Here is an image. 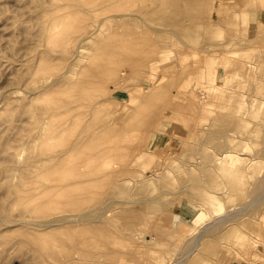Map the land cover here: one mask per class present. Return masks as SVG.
Returning a JSON list of instances; mask_svg holds the SVG:
<instances>
[{
    "label": "rangeland",
    "instance_id": "374dc122",
    "mask_svg": "<svg viewBox=\"0 0 264 264\" xmlns=\"http://www.w3.org/2000/svg\"><path fill=\"white\" fill-rule=\"evenodd\" d=\"M27 1H30V3ZM39 1L40 0L37 2L34 0H0V146L4 144H1V142H6V136V139H8L7 142H11L9 147L8 143L7 147H0V151H2L0 154H4V156L0 155L1 163L20 166V168L16 166V168L14 167L13 169V173L16 175L15 173L19 172L22 166H24V161L26 160L25 157L28 156V152L31 155H36L41 151L42 145L45 143L52 145L53 142L55 144V141L57 140L55 139L54 141V138L51 137L49 121L47 120V117L42 120L45 122L40 125L38 122L34 121L36 120V114H34V116L32 115L35 117V119L31 117L30 114L27 116L28 113L26 114L24 111L25 106H22L28 102L29 98L30 101L31 98L37 99L38 94L39 98L37 100L39 101L34 99V101H37V103L35 102L33 104L34 106L35 104L37 106L39 103H42L43 106L47 103L49 104L50 101L56 98V96L51 95L50 92L54 86L51 87L49 83L47 84L42 79H40V76L36 72L35 73L37 75H35V73L34 75L29 74L31 77L26 75L25 77H28L27 79H23L21 81L20 79L17 80L19 69H22V72L25 66L30 64L34 65L38 60H40L42 62H37V65L39 66L40 63L42 64L44 63L43 61L46 60L42 59L40 55H42V57H46L45 52H49L47 54H51L50 56L53 58L47 55V58H50V63H47L48 59L45 61V63L49 64L53 71L64 73V77H61L60 81L57 83V86H64V83L68 82V86L72 85L74 87V81H78L81 84L84 79H86L88 74L91 75L93 73L92 71L90 73V69L95 71V69L98 68L96 66L97 62L95 64V61L93 62V58H95V60L100 59L101 61L103 58L102 56L106 55L105 52L110 54V52L117 47H115V41L117 39L115 37H117L116 33L119 32L118 29H120L119 34L123 31V36L120 34L119 37L118 34L120 39H117L118 41H116V44L118 45V49H120L122 46L121 52L123 53H125L124 49H127L125 46H128L130 52V50L135 49L137 46V48H139L141 42H143V45L142 48L140 47V49L153 48L146 47V44L149 46L147 39L152 35L151 38H154L150 44L156 48L154 47L155 49H152V52L154 53L149 58L151 59L152 57L163 56L165 59H162V65L159 63L151 68L146 65L133 67L131 64H129V61L125 60L127 62H123L126 57L127 59L129 58L128 55L131 56L132 54L129 53L127 55L128 52L125 53V58L122 57V55L125 56V54H120L122 60H120L121 57L118 59L120 62H122L120 63L116 58L117 63H120H118V66L116 63V69L119 72H117L118 75H115V78L109 77V79H105L104 81L106 82L102 81V83H105L103 85L106 88L110 87L109 84H114L116 81H118V83L115 85L116 87L111 92L110 88L113 87L106 89L108 93L104 92L105 94L100 92L102 96L99 95L98 97L96 94V96L99 98L97 99L96 97L97 100L102 102L104 101V104L101 102L102 104L100 103L101 105L98 106V108L101 109L100 115L103 116L104 114L105 117L107 116V112L109 110L112 112L115 109V113L113 111L110 114L111 116H108L114 119L115 122L113 125H115V123L117 125L115 126V129L112 127L113 130L110 131L111 152L104 153L103 158L106 160L100 162L101 164L96 167V177L93 179L94 182H97L99 181V176L109 173L111 174L106 179V182L103 186H99L95 189L97 196L95 199H100V201H102L105 198L102 207L104 205L107 206L103 207L104 210L102 211L104 212H102V214L98 212L100 214L99 216L103 217V215L109 213L108 216L111 221L107 220L108 218L105 217L97 220H101L102 225L98 224L100 222H97L96 220L95 221L97 222V225L95 221H92L91 224V226L93 225L91 229L96 227L98 230L101 229L103 232H106L103 234L104 236L102 235V239L98 241L99 243L103 241L100 243L101 245L103 243L106 244L102 246L103 250L100 246L101 249L99 254H101V252L103 254L107 250L110 251L111 249V251L116 254L114 256L116 259L114 260L113 257H110V261L109 258L104 259L105 257L101 256L96 264H110V262L111 264H264V0H207L208 2H206V0H188L184 3L182 2L186 0H177L178 3L176 2V4H179L178 6L175 5L176 0H174L172 3L171 0L168 1L169 4L165 2L166 0H151L154 2L156 1L155 5H157V7H154V2L150 4L151 1L149 0L144 1L147 4H145L143 0H115L116 3L113 2L114 0H110L111 3L113 2L112 6L110 2L106 0L110 4H107V6H109L108 8H106L107 2L105 0H95V3L97 2L96 5L101 2L102 5L105 6L106 10H104L106 14H104V10L101 9L104 8V6L98 4L97 7H99V10L101 9V12L99 10L96 11H98L101 15H97L98 12L95 14L90 12L89 14L92 15H89L88 17L87 14L83 12L87 16V19L84 17L82 20L81 15L83 13L81 10L85 11L88 9V7L85 8V5L88 6L92 0L89 2L86 0L88 4L86 3L84 6L82 4L85 3V0H73L78 2L81 7L79 5L77 6L69 4L68 0H60V2H57V0H49L52 4V1L56 2L57 6H59V3H61L59 12L56 10L58 7L56 9L51 8L52 4L48 0L46 2L45 0L43 1L45 3L48 2V4L50 3L49 5H44L42 0L41 2ZM103 1L105 3H103ZM32 2L41 3V5L43 4L45 8L46 6L50 7L51 10L46 8L48 12L56 10L58 14H61L60 23L58 21L60 24L58 25L59 29L58 27H55L56 31L61 35L60 42L54 45L52 42L46 39L45 45L48 41V45L46 46L43 45L44 43L42 42V46L39 45V49L37 50L41 52L42 48H47L44 49L46 50L43 52L44 55L43 53L40 54V52H38L36 54L37 56H32V59L34 58L36 61L29 60L30 58L27 56V50H29V48L27 49V47L29 44L32 46L34 45L32 43L35 41L37 35L36 33H31L37 32L36 27L38 22H40L39 19L41 20L42 17H44V19L47 18V16H44L47 14H45V8H42L40 5L42 8L41 9L39 8L38 4L37 7V5H34ZM92 2L89 4L91 7H89V9H93L94 7L97 9V7L93 5L94 0ZM161 2L165 3L164 6L162 5L163 7L160 8L159 5L161 6ZM126 3L129 4L127 5ZM91 4L93 6H91ZM171 4L172 7L169 6V9L172 12L167 9V5ZM186 4L189 6V8L186 7ZM82 6L84 8H82ZM136 6H139L140 8L144 6V9L147 8L145 9V12L149 10V14L148 12H144L146 15L140 14V12L143 11V8L140 10V8ZM174 6L179 7V11L177 8L174 9ZM77 7L82 8H79L80 13L78 12ZM118 7H121L122 10L121 8L118 9ZM134 7L136 8L134 9ZM36 8L37 10H44H40L42 12L40 13L43 14V16L39 14L41 17H38V15H36V13H39V10L37 11ZM164 8L167 10L164 11ZM184 8L186 9V14ZM89 9L86 11L89 12ZM138 10L139 13H137ZM156 10L158 11L156 12ZM175 10L176 12H174ZM124 11L127 15L123 13ZM173 12L177 14H174ZM114 13L115 15H112ZM129 13L131 15L133 14L134 17L132 16V18H134V20L130 17L131 15H129ZM151 13L152 15H150ZM155 13H158V15ZM122 14H124L123 16L125 19H122ZM77 15L81 17L80 20L82 22L85 20L86 24L84 25L83 23V29L82 27L79 30V27L77 29L75 28L80 23L78 22L79 18H77ZM110 15L112 17L114 16L113 18L115 20L112 19ZM146 16L147 18H145ZM37 17L39 19H37ZM48 18L50 21V15ZM88 18L89 21H87ZM47 19L46 21L44 20L45 22L42 21L41 24H47ZM94 19H96V22H100L101 26H106L104 28H99L97 31L99 34L97 35L94 32L95 30L92 24L93 21H91ZM21 20L23 23L20 26L18 23H21ZM156 20H158L159 24H162V26L159 24L157 25L158 22ZM163 20H166L168 24ZM127 21L128 24H126V26L124 23H127ZM177 21H179V24L174 23ZM180 21L183 23L186 22V25L180 23ZM75 23L78 24L75 25ZM101 23L104 24L102 25ZM24 24L28 25H26L28 30ZM145 24L148 26L149 30ZM180 24H182L184 27L180 26ZM129 25L132 27L130 28ZM164 25L168 26L166 27ZM124 26L130 29H127ZM162 27H164V30H162ZM174 27H176V30ZM22 28L27 30H25L26 32L24 31L25 34H23ZM74 29L79 32H75V35L78 33L80 35L83 34L88 36L84 41L80 42L81 46H79V50L82 53L76 50V46L74 48L72 47L74 43L70 44L67 40ZM18 30L21 31L19 32ZM130 30L136 31L135 35L133 34L134 32L131 34L129 32ZM125 31L128 32L126 33ZM93 32L94 34H92ZM137 32H140L141 36L143 33L147 32H149L148 35L151 34L150 36L144 34L145 41L147 43L144 42V39L142 41L141 38L144 37L138 36ZM106 33L108 34V38L110 40L106 39L107 43H105V45H111L110 47L112 48L106 47V50L110 48V51H105V54H102L99 53L101 50H98V48L102 47L101 49L104 50L105 45L103 46V42H101L100 46L98 41L99 38L103 39L100 41H106ZM128 34L131 36V39L132 36L136 38V40H132L133 43L132 41L127 40L128 38L130 39ZM112 35L114 37H112ZM33 36H35V38ZM109 36L112 37V39ZM136 36H138L140 39H138ZM31 37L34 39V41L32 40L33 42L31 41ZM180 37L182 40H180ZM157 38H159V40ZM121 39L122 41H125L122 43L119 42ZM112 40L114 44L112 42L108 43ZM137 40H141V42H138ZM128 41L131 42V47L132 45L136 47H132L130 49V44ZM136 41L139 45L136 43ZM178 41H180L182 45ZM12 42L15 44H12ZM49 42L51 44H49ZM117 42L120 43V45ZM155 42H157V45ZM25 43L26 45H23ZM124 43H126V45ZM153 43L155 44L153 45ZM175 43L178 44L176 45ZM52 44V48L55 47L56 50L48 47L52 46ZM112 45H114V48ZM144 45L145 48H143ZM96 46H98L97 49H95ZM117 48L116 50L114 49L116 52L113 50L115 55L119 53ZM90 50H98V58L93 56L97 52L95 51L96 53L94 52L95 54L92 55ZM83 52H85V55ZM87 53L89 55L86 56ZM54 55L56 56L54 57ZM90 55L91 57H89ZM36 57H39L40 59ZM89 58L92 59V63L96 67H93L90 64L91 60ZM149 58H146L144 63L147 62L148 64L150 62ZM104 59H102V61ZM211 59L215 60L214 64H212ZM8 60L10 63H7ZM26 60L32 63H29ZM4 61L7 63V66ZM11 61L14 63V65H12L13 69H11ZM25 61L27 62V65L25 64ZM102 61L101 65L105 62L103 61L102 63ZM1 62L3 64H1ZM84 62H86L87 65L89 64V67H92H86L87 65H85L86 63ZM19 63L23 64V67H21V64L19 65ZM122 63L124 64L122 65ZM37 65L31 66V69H35V67L38 68ZM64 65H66L67 68ZM30 66H27L26 69H28ZM80 66H82V69ZM216 67L217 70L213 71L212 68ZM17 68L19 69L17 70ZM87 68L89 71H87ZM78 69V73L80 72V75L82 73V76L87 73V75L84 76V78L82 77L81 80H75V78H81V76L77 77L76 71ZM37 76H39V78ZM12 79H15L16 81L14 82ZM69 81H71L70 83L72 84H69ZM65 87L67 88L66 84L64 86V90ZM160 87L161 90L157 89L159 95H155L156 97L152 96V100H145L146 95L151 93L150 91ZM43 89L46 93L41 91V93L43 92L41 95H44L45 99L43 96H41L43 97L44 101L41 99L42 102H40V90ZM30 94H36V96L33 95L34 97H32L31 95L30 97ZM155 94H157V92ZM141 95L143 97L145 95V97L143 98ZM66 96L67 95L63 97L60 94L58 98H63L64 100L68 98L69 100V97L65 98ZM141 99L145 100L143 105H146V107H143L141 104ZM34 101L32 99L29 106H32V102ZM151 101L153 104L155 102V104L153 105ZM156 102L160 104H157ZM13 104H17V106L15 105L16 110L21 111L22 109V113L24 111V115L20 111L16 112V110L15 112L17 115L14 114V116L16 115L17 117L15 120L16 122H19L21 118H24L22 121H20L22 124L17 122V126H21L19 128H21L22 131L16 126V122L14 120L13 123L17 127V130L14 129L15 126L13 124V129L10 126V130L8 129L9 126L5 125L9 122L7 121L6 123L2 113H5V111L7 113L10 105L13 106ZM27 104L26 107L28 108L26 109H29ZM42 105H38V107L40 108ZM136 105L137 107H135ZM18 106L20 109L17 108ZM34 106L33 108L36 107ZM101 106H103V108H101ZM138 107L141 109L137 110ZM34 110L36 112L37 109ZM135 110L138 114L141 110H143V113L141 112L138 117L136 116L138 114L134 112ZM116 113L118 115H122L118 116ZM130 113H134L133 115H135L134 117L137 119L132 116V119L128 120V116L131 115ZM145 113L146 118L148 117L146 120L152 119V123H149V125L152 124L151 128L149 129V135L147 137H141L140 135L136 136L135 134H139V132L141 135H144V131L150 127L144 123V121H146L144 117ZM5 114L4 116L6 117L7 115ZM115 115L118 116V118L120 117V119L123 115H125L123 116L125 119L120 120ZM115 117L117 118L116 120ZM18 118L20 119L18 120ZM138 118H142L140 121L141 124L136 123L139 122ZM133 119L137 120L135 121L136 124L133 123L134 125L132 124L134 121ZM123 120H125L126 123ZM122 121L124 123H122ZM127 121L132 122L131 124H127ZM171 123H174V126ZM132 125L134 127H132ZM144 125L146 127H144ZM135 126L140 127L139 131H137L138 133H135L136 129H138V127L136 128ZM142 128L144 129L141 130ZM18 130L21 131V134ZM116 130L118 131L116 132ZM114 131L115 133H113ZM2 134L5 138L2 136ZM10 136L11 138L9 140ZM2 137L4 139H2ZM29 137H31L33 140ZM58 140H60L59 143H61V139ZM23 145L27 147H24ZM56 145L57 146H54L57 148H62L64 146L63 143H61L62 146L59 145L60 147H58V142ZM7 148L12 150L9 151V149L6 152H3ZM27 148L31 150L29 151ZM13 150L16 151L15 153H19L21 150L20 153H22L14 154L12 153ZM32 151H34V153H31ZM138 152H142V155L136 158L135 156ZM11 154H13L12 159H14V162L10 157L8 158V156H11ZM16 156H19L20 161L16 160ZM108 156H110V158H106ZM10 161L12 163H10ZM20 172L19 175L21 174ZM17 176L18 173L14 178H12V180L17 178ZM2 181L3 180L0 172V224L1 226L4 224L5 227H8V225L4 223L6 213H4L1 208L2 200L5 197V190L1 185ZM102 194L105 195V197L102 196ZM123 204L128 206L129 210ZM111 205H113V207L108 209ZM114 205L118 207L119 210H116ZM119 205L121 208L125 207V210L121 211V213L120 210L123 208L120 209ZM190 206L198 207L202 212L206 213L202 222H200V220L197 222L193 221L195 213L198 210H195V213L192 216H190L188 212H185ZM126 209L128 210L129 215L127 214ZM8 211V216L18 217L22 213V207H17L16 204H13ZM132 211L136 214H132ZM35 213L36 212L34 211L33 213L29 214L34 216ZM116 214L121 216L123 220H121L120 217L118 220V216ZM113 215H116L117 217H114ZM133 215L135 216L132 217ZM136 215L138 218H136ZM35 216H41L42 220L45 219V216L38 212ZM112 218L114 219V223L116 222V219L118 220V223H120V220L121 222L124 221V223L118 225L116 222L117 224H114ZM90 223L91 222L88 224ZM14 225L15 224L12 226ZM78 225L79 224L74 227V232H76V228L78 233L81 232V229L83 231V227L86 224H81L83 227L80 225V227H77ZM114 225H118L119 227L120 225L123 226L121 227V230H124V235L119 233L122 232L121 230L116 231V227ZM126 225L128 226V231H131L129 230V227L132 230L134 229L132 233L133 235L134 232L142 230L143 232H141V236L138 237V239H135V236L133 237L131 232H127L125 229H123L126 228ZM12 226H10V228H12V233H9V235H6V231H9L10 228H7L6 231H4L6 228H3L4 230L1 228L0 230V233L1 231L5 232V235L2 232L1 235L3 236L0 237V240L4 236H6L5 238L8 236V238H11V240L8 238L7 239L12 242H7L8 240H4L5 238H3V240L7 243H1L0 241V264H49L47 261L51 262V264H58L60 262L57 261H60V259L61 264H65L66 262L69 264L71 259H67L71 258L70 256H72L70 255V252H72L73 247V250L77 249H75L76 243H74V246V244H72L73 242H66L69 244L71 243V245L68 244V247L70 248L71 246L72 248L71 250L68 249V253L70 255L69 257L68 253L67 255L65 253L63 256L62 252L58 251L55 257L53 254H48L49 257L45 255L49 258V260L44 256L36 261L34 259L35 256H32L35 255L33 254L35 249L34 247H31L33 242L36 244L35 235L33 234L36 232V230L34 229L35 232H28L29 229L32 230L35 227L29 224H24L21 226L25 227L18 228L14 226L17 228V230H14ZM72 226L74 225L72 224ZM112 226L115 227L114 230H112ZM85 228L86 227H84V229ZM107 228L109 230L111 228L110 233ZM20 229H27V231H23L32 234H22L23 231L21 232ZM117 229L120 228L117 227ZM14 231L15 233H13ZM112 231L122 235L123 238ZM18 232H21L20 235ZM127 233L131 234L132 240L129 239L130 235ZM108 234H112V236ZM13 235L16 236V238ZM106 235L108 237V241L105 239L107 238ZM26 236L27 238H25ZM29 236L30 240L32 238V243H27L28 241L31 242L28 239ZM109 236H111V238ZM17 237L20 240L17 239ZM114 237L115 239L119 238L120 243L118 240H114ZM33 238L35 240H33ZM109 238L111 239V242H109ZM121 238L122 240H120ZM123 239L125 240L123 241ZM18 240L19 243H16ZM20 242L24 245L20 244ZM114 242V246L110 245ZM121 242L124 243L122 244ZM39 244L37 243V245ZM108 245L110 247H108ZM65 246L66 244H64L62 247L64 248ZM105 246L110 249L106 250ZM66 247L64 248L65 250ZM61 248L58 246L59 250H61ZM64 249L61 251H65ZM116 250L117 253L115 252ZM117 254L120 255V257ZM57 255L60 256L59 260L56 259L58 258ZM65 256L66 260L64 258ZM103 256L105 255L103 254ZM111 256H113V253ZM53 257L57 261L53 259ZM79 257L81 258L79 255L75 258L72 257L71 261L74 262H70V264L76 263L77 261L75 260H80L79 263H81L85 260L90 261V259L92 260L93 258H82L83 260L81 261ZM40 259L44 260L41 261ZM93 259L94 260H92L93 262L91 261V264H94V262L97 261L95 258ZM31 260L33 262L35 261L36 263H33ZM85 262L81 264H86ZM79 263L77 262L76 264ZM87 264L90 263L87 262Z\"/></svg>",
    "mask_w": 264,
    "mask_h": 264
},
{
    "label": "bare ground",
    "instance_id": "6f19581e",
    "mask_svg": "<svg viewBox=\"0 0 264 264\" xmlns=\"http://www.w3.org/2000/svg\"><path fill=\"white\" fill-rule=\"evenodd\" d=\"M35 2H37L38 0H34ZM47 0H45V2H46ZM49 1V0H48ZM54 1H56V0H54ZM54 1H52L53 2V4H52V7L51 8H57L56 10H58V12H59V10H60V7H61V3H59V6H57V3L56 2H54ZM82 1V0H81ZM84 1V0H83ZM90 0H87V2H89ZM93 1V0H92ZM91 1V2H92ZM101 1V0H100ZM100 1H98V2H100ZM106 1V0H105ZM109 2H110V0H108ZM113 1V0H112ZM119 1V0H118ZM124 1V0H123ZM127 1V0H126ZM133 1V0H132ZM145 0H143V2H144ZM149 1H151V0H149ZM157 1V0H156ZM155 1V2H156ZM159 1V0H158ZM162 1H165V0H162ZM168 1H170V0H166L165 2L167 3V4H169V2ZM180 1H182V0H180ZM188 0H186V1H183L182 3H184V2H187ZM214 1V0H213ZM212 1V2H213ZM28 3H30V1H27ZM39 2H41V0L39 1ZM43 0H42V3H44V5L46 4V5H49L48 4V2L47 3H45ZM57 2H60V0L58 1L57 0ZM68 2H69V4H71V5H79V3L78 2H75V1H73V0H68ZM86 2V0H85V3L84 4H82L83 6L87 3ZM90 2V3H91ZM107 2V1H106ZM109 2H107L106 3V6H107V4L108 5H110L111 4V6L113 5V2L114 3H116L115 2V0L111 3L110 2V4H109ZM152 2H154V1H151L150 2V4L152 3ZM155 2L153 3L154 5H155ZM164 2V3H165ZM172 2H174V0H171V3ZM176 2L178 3V1L176 0L175 1V5L176 6H178L179 4H176ZM192 2V1H191ZM190 2V3H191ZM204 2V1H203ZM206 2H208L207 0H206ZM34 5L36 4H38L39 5V8H41L40 7V5H41V3H34V2H32ZM89 3V4H90ZM93 3V2H92ZM97 3V2H96ZM96 3H95V0H94V6H98V4L100 5H102V3L100 2V3H98L97 5H96ZM103 3H105L104 1H103ZM125 3V2H124ZM133 3V2H132ZM135 3V2H134ZM142 3V2H141ZM145 3V2H144ZM162 4H161V6L159 5V7L161 8V7H163L164 6V3L163 2H161ZM32 4V5H33ZM88 4V3H87ZM88 4V6L87 5H85V8L86 7H88V9H89V7H90V5ZM119 4V3H118ZM127 4V3H126ZM129 4V3H128ZM127 4V5H128ZM139 4H140V2H139ZM145 4H147V3H145ZM149 4V5H150ZM174 4V3H173ZM38 5H37V7H38ZM56 5V6H55ZM63 5V4H62ZM92 4H91V6H93ZM117 5V4H116ZM133 5V4H132ZM134 5H136V4H134ZM163 5V6H162ZM187 5V4H186ZM42 6V8H45L44 6H43V4L41 5ZM54 6V7H53ZM80 6V5H79ZM82 6V8H84ZM102 6H104V5H102ZM131 6V5H130ZM129 6V7H130ZM145 6V5H144ZM144 6H142L141 8L139 7V6H136V7H139L140 8V10L143 8V11H141L140 12V14H145V13H147L149 10H147V12H145V9H147V8H145L144 9ZM166 6V5H165ZM168 7H167V9L168 10H170L169 8L170 7H172V4L171 5H167ZM170 6V7H169ZM176 6H174L175 8L174 9H176L177 8V10H178V8L179 7H176ZM185 6V5H184ZM200 6H202V5H200ZM204 6H205V3H204ZM81 7V6H80ZM79 7V8H80ZM109 6H107L106 8H108ZM122 7V6H121ZM120 7V8H121ZM126 7V6H125ZM136 7H134V9L136 8ZM146 7V6H145ZM153 7V6H152ZM154 7H157V5H155ZM182 7V6H181ZM186 7H188L189 8V6L187 5ZM41 8V9H42ZM46 8L48 9V10H51V8L50 7H47L46 6ZM44 9L46 12H45V14H47V15H44L45 17L47 16V18L49 17V15H50V21H49V18L47 19V18H45L44 19V17H42V19L40 20L38 17H41V16H39V14L40 15H42L43 16V14H41L42 12L41 11H44V10H41V9H38L37 10V8H36V10L39 12V13H36V15H38V17H37V19H39V21L40 22H38V24L40 25H38L37 24V27H36V31L37 32H33V33H31V34H34V33H36V39H35V41H34V39H33V37L35 38V36H33V37H31L32 39H31V41L33 42L32 44H34L33 46L31 45V44H27L28 45V47H27V49L29 48V50H27L28 51V53H27V56L30 58L29 60L30 61H32V60H34V61H36L34 58L32 59V56H34V55H36L38 52H40V51H38L37 49H39V45H41L42 44V42L44 43L43 45H45V40L47 39V40H49L50 42H52L54 45L56 44V43H59L60 42V38H61V35L56 31V28L55 27H58V25H60L59 23H60V18H61V14L59 13H57V11L55 10V11H51V12H48L47 11V9ZM78 8V7H77ZM79 8L77 9L78 10V12L80 11L79 10ZM82 8H80V9H82ZM91 8V7H90ZM100 8H101V6H100ZM115 8V7H114ZM117 8V7H116ZM119 7H118V9H120ZM124 8V7H123ZM138 8V9H139ZM206 8V7H205ZM88 9H86L87 11H88ZM102 10H104L105 9V6H104V8H101ZM100 9V10H101ZM127 9H128V7H127ZM130 9H132V8H130ZM133 9V10H134ZM150 9V8H149ZM165 9V8H164ZM163 9V10H164ZM167 9H165L164 11H166ZM173 9V10H174ZM185 9V8H184ZM41 10V11H40ZM52 10H54V9H52ZM83 11V10H81L82 11V13L84 12L85 14H87V16L89 17V15L91 16L92 14H95L96 12H98V11H96V10H99V7H97V9L94 7L93 9H89L90 11L89 12H87V11ZM99 10V11H100ZM106 10V9H105ZM105 10H104V14H106L105 13ZM109 10V9H108ZM107 10V11H108ZM113 10V9H112ZM111 10V11H112ZM116 10V9H115ZM121 10H122V8H121ZM120 10V11H121ZM137 10V9H136ZM153 10V9H152ZM151 10V11H152ZM158 10H160V9H158ZM158 10H156V12L158 11ZM181 10V9H180ZM129 11V10H128ZM161 11H162V9H161ZM171 11V10H170ZM179 11V10H178ZM187 11H189V10H187ZM41 12V13H40ZM48 12V13H47ZM75 12H76V9H75ZM92 13V14H89V13ZM101 12V11H100ZM103 12V11H102ZM113 12V11H112ZM131 12H132V10H131ZM135 12V11H134ZM145 12V13H144ZM160 12V11H159ZM168 12V11H167ZM172 12V11H171ZM174 12H176V10L174 11ZM173 12V13H174ZM200 12V11H199ZM80 13V12H79ZM79 13H78V15H79ZM82 14L81 16H82V18L80 17V16H78L77 15V18H79V20H78V22H80V23H82V24H80L79 23V25L78 26H76L75 28L77 29L78 27V30L82 27V29H83V26L86 24L85 23V20H83V22L81 21L82 19H84V17H85V19H87L86 17V15L85 14ZM120 13V12H119ZM123 13H125V11L123 12ZM137 13H139V10H138V12ZM154 13V12H153ZM172 13V14H173ZM181 13V12H180ZM49 14V15H48ZM98 14H100L99 12L97 13V15ZM117 14V13H116ZM139 14V15H140ZM148 14H149V12H148ZM156 14V13H155ZM160 14H161V12H160ZM174 14H177V13H174ZM185 14H186V9H185ZM190 14V13H189ZM36 15H35V17H36ZM101 15V14H100ZM112 15H115V13L114 14H112ZM124 14H122V19H125L124 18V16H123ZM125 15H127L126 13H125ZM129 15H131L130 13H129ZM146 15V14H145ZM150 15H152V13L150 14ZM154 15V14H153ZM156 15H158V13L156 14ZM165 15H166V13H165ZM182 15V14H181ZM107 16V15H106ZM111 16V15H110ZM110 16H108V17H110ZM132 16H133V14L130 16L131 18H132ZM183 16V15H182ZM181 16V17H182ZM185 16V15H184ZM34 17V18H35ZM93 17H95V16H93ZM104 17H105V15H104ZM112 17V16H111ZM114 17V16H113ZM112 17V19H114ZM119 17V16H118ZM126 17H129V16H126ZM134 17V16H133ZM142 17V16H141ZM150 17V16H149ZM148 17V18H149ZM154 17V16H153ZM152 17V18H153ZM158 17V16H157ZM159 17H161V16H159ZM169 17V16H168ZM172 17V16H171ZM180 17V16H179ZM80 18H81V20H80ZM92 18V17H91ZM115 18H117V17H115ZM145 18H147V16L145 17ZM156 18V17H155ZM154 18V19H155ZM170 18V17H169ZM178 18V17H177ZM184 18V17H183ZM186 18V17H185ZM36 19V20H37ZM46 19H47V24H45L44 22L46 21ZM102 19V18H101ZM133 20H134V18H132ZM159 19V18H158ZM162 19V18H161ZM165 19V18H164ZM167 19V18H166ZM180 19V18H179ZM178 19V20H179ZM188 19V18H187ZM45 20V21H44ZM76 20V21H77ZM110 20H111V18H110ZM115 20V19H114ZM149 20H152V19H149ZM22 21V20H21ZM20 21V22H21ZM33 21V20H32ZM42 21H44L43 23L44 24H41L42 23ZM58 21H59V23H58ZM87 21H89V18H88V20ZM91 21H93L92 22V24H93V26H94V32H95V34L97 35V34H99L97 31H98V29L99 28H101V27H106V26H101L100 25V22H96V19H94V20H91ZM113 21V20H112ZM111 21V22H112ZM123 21V20H122ZM125 21V20H124ZM152 21H155V20H152ZM157 22H158V20H156ZM163 21H165L166 23H167V21L166 20H163ZM169 21V20H168ZM182 21V20H181ZM180 21V23H183V22H181ZM184 21V20H183ZM186 21V20H185ZM25 22V21H24ZM36 22V21H35ZM49 22V23H48ZM114 22V21H113ZM131 22V21H130ZM151 22V21H150ZM23 23V21L21 22V23H18V24H20V26H21V24ZM33 23V22H32ZM37 23V22H36ZM83 23H84V25H83ZM174 23H178L179 24V21H177V22H174ZM186 22H184L183 24H185ZM28 24V23H27ZM26 24V25H27ZM78 23H75V25H77ZM102 24V23H101ZM104 24V23H103ZM102 24V25H103ZM115 24V23H114ZM126 24H128V21H127V23H124V25H126ZM134 24V23H133ZM154 24V23H153ZM159 24V22L157 23V25ZM168 24V23H167ZM15 25H16V23H15ZM14 25V26H15ZM25 24H24V26L26 27V29L28 30V28H27V26L29 25H27L26 26ZM35 25V24H34ZM119 25V24H118ZM117 25V26H118ZM146 25V24H145ZM151 25V24H150ZM159 25H161L162 26V24H159ZM186 25V24H185ZM187 25H188V23H187ZM23 26V27H24ZM38 26H39V28H38ZM112 26H116V25H112ZM120 26V25H119ZM127 26V25H126ZM147 26V25H146ZM160 26V27H161ZM164 26H166V25H164ZM168 26V25H167ZM166 26V27H167ZM172 26H173V24H172ZM174 26H175V24H174ZM180 26H183L182 24H180ZM179 26V27H180ZM24 27V28H25ZM125 27V26H124ZM129 27L131 28L132 26H130L129 25ZM158 27V26H157ZM184 27V26H183ZM185 27H187V26H185ZM17 28V27H16ZM18 28H19V26H18ZM21 28V27H20ZM24 28H22L23 30V34H25V32L27 31L26 29H24ZM32 28V27H31ZM102 28V29H103ZM125 28H127V27H125ZM130 28H127V29H130ZM145 28V27H144ZM163 29L162 30H164V27H162ZM170 28V27H169ZM172 28V27H171ZM175 28V30H176V27H174ZM38 29V30H37ZM55 29V30H54ZM58 29H59V27H58ZM76 29H74V31L70 34V36L68 37V42L70 43V44H73V48L76 46V50L77 51H80L79 49V46H81V44H80V42H82V41H84L85 39H86V37H88V36H86V35H80V34H78L79 32L76 30ZM147 29H148V26H147ZM179 29V28H178ZM26 30V31H25ZM32 30V29H31ZM30 30V31H31ZM35 30V29H34ZM114 30H115V28H114ZM133 30V29H132ZM132 30H130L129 32L132 34L133 32V34L135 35V32L136 31H132ZM149 30V29H148ZM173 30V29H172ZM19 32L21 31V30H18ZM25 31V32H24ZM117 31V30H116ZM115 31V32H116ZM118 31L120 32V29H118ZM132 31V32H131ZM145 31H147V30H145ZM75 32H78L76 35H75ZM94 32L92 33V34H94ZM119 32L118 33H116L117 34V37H115V38H117L118 40L120 39L119 37H120V34H121V36H123L122 34H123V31L119 34ZM126 32V31H125ZM128 32V31H127ZM126 32V33H127ZM151 32V31H150ZM176 32V31H175ZM129 33V34H130ZM148 33L149 32H147V33H143V37L144 38H141L142 39V41H143V39H144V42L145 43H149V46H148V44H146V47H155V46H151L152 44H150V42L153 40V38L154 37H152L151 38V36L150 35H148ZM152 33V32H151ZM220 33V32H219ZM15 34V33H14ZM27 34H29V33H27ZM30 34V35H31ZM108 34H109V32H108ZM108 34L106 33L105 34V36H107V38H105V36H104V38H105V40L106 39H109L108 38ZM118 34H119V37H118ZM128 34V35H129ZM137 34H138V36H140V37H142L141 36V33L140 32H137ZM136 34V35H137ZM144 34L145 35H148V36H150L149 38H150V41H149V38L147 39L148 41L146 42L145 41V36H144ZM174 34V33H173ZM21 35V34H20ZM80 35V36H79ZM110 35V34H109ZM114 35V34H113ZM112 35V37H114ZM175 35V34H174ZM179 35V34H178ZM125 36L127 37V35L125 34ZM130 36V35H129ZM138 36H136L137 38H138ZM26 37V36H25ZM110 37V36H109ZM112 37H110L111 39H112ZM157 37V36H156ZM177 37V36H176ZM182 37V36H181ZM180 37V38H181ZM27 38V37H26ZM122 38H124V37H122ZM134 37L132 36V39H131V36H130V39L128 38L127 40H129V41H132V40H136V38H134ZM102 38H99V41H98V43H99V45L101 44V42H103L102 43V45L104 46L105 45V43H107V40L106 41H100ZM116 39V41H118ZM138 39H140V38H138ZM158 40H159V38H157ZM77 40V41H76ZM103 40V39H102ZM110 40V39H109ZM113 40H115V39H113ZM113 40L112 41H110V42H108V43H113ZM124 40V39H123ZM177 40V39H176ZM180 40H182V38L180 39ZM30 41V40H29ZM116 41H115V47L117 46L118 47V45L116 44ZM125 41V40H124ZM124 41H122V39H121V41H119V42H124ZM128 41V42H129ZM138 42H141V40H137ZM136 41V43L138 44V42ZM25 42H27V41H25ZM49 42V44H51ZM75 42H76V44H75ZM127 42V41H126ZM174 42H175V39H174ZM179 43H181L180 41H178ZM183 42V41H182ZM14 42H12V44H13ZM35 43H36V45H35ZM118 43V42H117ZM131 42H129V44H130ZM132 43H133V41H132ZM143 42H141L140 43V47L142 48V44ZM156 43V45H157V42H155ZM155 43H153V45L155 44ZM15 44V43H14ZM53 44H52V46H48L49 48H51V49H55V47L54 48H52L53 47ZM114 44V43H113ZM119 45H120V43H118ZM125 45H126V43H124ZM124 44H123V46H124ZM176 45L178 44V43H175ZM23 45H26V43L25 44H23ZM31 45V46H30ZM46 45H48V41H47V43H46ZM45 45V46H46ZM98 45V44H97ZM98 45V46H99ZM108 45H110V44H108ZM134 45H135V41H134ZM139 45V44H138ZM180 45V44H179ZM181 45H182V43H181ZM30 46V47H29ZM42 46V45H41ZM98 46H96V48L95 49H97V47ZM101 46V45H100ZM111 46V45H110ZM110 46H107V44L104 46V50L103 49H101L102 47H99L98 48V50H101L100 52L98 51V50H94V51H91L90 50V52H92V55L93 54H95L97 51L99 52V53H104L105 51H110V48H112V47H110ZM113 46V48H114V45H112ZM14 47V46H13ZM22 47V46H21ZM20 47V48H21ZM106 47H110V48H108V50H106L107 48ZM116 47V48H117ZM127 47V49H128V46H125V48ZM132 47H136V46H133L132 45ZM131 47V44L129 45V48L131 49L132 48ZM138 47V46H137ZM135 48V49H132V50H130V52H129V49H128V51H127V49H124L125 51V53H127V55L129 54V53H131L130 55L131 56H129L128 55V59H127V57H126V54L125 53H123V52H121V48H122V46H121V48L120 49H118L117 48V50H119V53H117V55H115V50H116V48H114L113 50L115 51H111L110 52V54H107V52H105L106 53V55H104V56H102L103 58L102 59H104L103 61H105L104 63H103V61H102V59H101V61H102V65H101V61H100V59L98 60V59H96L95 60V58H93L94 60H93V62L96 64V62H97V67L98 68H96L95 69V71L94 70H91L90 69V73H91V71L94 73H92L91 75H87V73H85V75L84 76H86V79H84V81L80 84L78 81V83L76 82V81H74L73 82V80H72V82L74 83V87L72 86H68L67 84H68V82H66V83H64V86H65V84H66V86H67V88L65 87V90H64V86H60V87H58L57 86V83H58V81H60V79H61V77H64V73L62 72H56V71H53L52 70V68L49 66V64H46L45 63V61L48 59L47 58V55H49V57H51L50 55L51 54H47V53H49V52H45L46 50H44V49H46V48H42V50H44V51H42L41 50V52H40V54H42L43 52H45L46 53V57L45 56H43V57H45V58H43L42 57V55H40L41 56V58L42 59H46L45 61H43L44 63H40V65L38 66L37 65V62L38 61H40V60H38L37 62H36V64H34V65H31V66H38V68H36L35 67V69H31V66L30 65H27V62H29L28 60H26L25 62V64L27 65V66H30L28 69H26L27 68V66H25V70L23 69V71L21 72V70L19 69V68H17V70L19 69V73H18V75H17V80H19L20 79V81L21 80H23V79H27L25 76L26 75H34V73L36 72V73H38V75L40 76V79H42L44 82H46L47 84L49 83V85L52 87V86H54L53 87V89L50 91L51 92V95H54V96H56V98H54L52 101H50V103L48 104H46V105H42V103H39V104H37V106H36V104H35V106L33 105L35 102L37 103V101H39V100H37L39 97V94H38V96H37V99L36 98H31V101H32V99H33V101H34V99H36L37 101H34V102H32V106L30 105L29 106V104H31L30 102V98L28 99V104H27V106H29V109H26V108H28V107H26V104L25 105H22V106H25V109H24V111L26 112V114H27V116L30 114V116L31 117H33L34 116V114H36L35 115V117H36V120H34L35 119V117H33L32 119L34 120V121H36V122H38L40 125L41 124H43L45 121H42L43 119H45L46 117H47V120L49 121V129H50V134H51V137L52 138H54V141H55V139H57L56 141L58 142V147H60V146H62L61 145V143H63V147L62 148H57V147H55V146H57L56 144H57V142L55 141V144H54V142H53V144L55 145H51V144H49V143H45V142H43V143H45L44 145H42V149H41V151L38 153V154H36V155H31L29 152H28V156L27 157H25L26 158V160L24 161L25 162V164H24V166H22V168L19 170L18 169V167L20 168V166H18V165H16V166H18L17 167V169L19 170V172L21 173L20 175H19V172H17L18 173V176H17V178H15V179H13L12 180V178H14L16 175H17V173H15L16 175H14V173H13V169H14V167L16 168V166L14 165H11V164H8V163H5V164H3V163H1V161H0V172H1V176H2V187L4 188V190H5V197H4V195H3V197H4V199L2 200V203H1V208H2V210L4 211V213H6V218H4V223L6 224V225H8V227H5V225L4 224H2V226H1V224H0V230H1V228H2V230H4L3 228H6L4 231H6L7 230V228L9 229L10 228V226H12L13 224H15L14 226H16V227H25V226H21V225H24V224H29V225H32V226H34L35 228H33L32 230L31 229H29L28 230V232L29 231H31V232H35L34 231V229L36 230V232L35 233H33L34 235H35V239L33 238V240H35V243L36 244H34V242L32 241V238H31V240H30V236L28 237V239L31 241V242H27V243H32L33 242V244H31L32 246L31 247H34V249H35V253L33 252V254H35V255H32V256H35V260L36 261H38V259L39 258H41V257H44L45 255H47L48 257H49V255L48 254H50V255H54V257L56 256V253L58 252V251H60V252H62V254H63V256L65 255V253H66V255H67V253H68V251L69 250H71L72 248H71V246H70V248L68 247V244L69 243H66V242H73L72 244H74V243H76V247H75V249L76 250H73L74 249V247H73V249H72V252H70L71 254L70 255H72V256H70L69 255V253H68V257L70 256L71 258H68L67 260H69V259H71L72 260V257L73 258H75V257H77L78 255L79 256H81V261L83 260V259H89L90 257L92 258H95L97 261H95L94 262V264H96L97 262H98V260H99V258L102 256V257H105L104 259H107V258H109V260L111 259L110 257H113V259L115 260L116 258H114V256L116 255V254H114V252H112L111 251V249L110 248H107L106 246H105V248H106V250L107 249H110V251H108V252H110L111 254L113 253V256H111V254L110 253H108L107 251L106 252H104L103 254L105 255V256H103V254H102V252H101V254H99V251H100V249L102 248V246H104V245H106V244H100L101 242H103V241H101L100 243L98 242V241H100L101 239H102V235L103 234H105L106 232L104 231H102L101 229H97L96 227L95 228H92L91 229V227H93V225L91 226V224H92V221H97L98 219H100V218H108L107 220H110L109 219V213L108 212H105V213H108V214H105V215H103V217H100L99 215V213H101L102 214V212H104V211H102V210H104V208L103 207H107V206H103L102 207V204H103V202H104V197H105V195H103L102 194V196H104V197H102V198H104L102 201H100V199H95L97 196H96V193H95V189L97 188V187H99V186H103L104 185V183L106 182V179L111 175L110 173L109 174H104V175H101V176H99V181H97V182H94V178L96 177V167L99 165V164H101L100 162H102V161H105L106 159L105 158H103V155H104V153H106V152H111V145H110V136H111V130H113L112 129V127H114V129L116 128L115 126H117L116 125V123H115V125H113V123L115 122L114 121V119L112 118V117H110L111 115V113L115 110H113L112 112L110 111H106V112H104V113H106L107 114V116H105L104 117V114H103V116L102 115H100V108H98V106H100L103 102L102 101H99V100H97V99H99L98 97H99V95L100 96H102V94H105L104 92H107L106 91V89H109L110 87H113V88H110V92L116 87L115 85H116V83H118V81H116V83H114V84H109V88H106V87H104V85L103 84H105V83H102V81L103 82H106V81H104L105 79H109V77H114L115 75H118V71H117V69H116V63H117V60H116V58L118 59V58H120L121 57V55L120 54H125V56H123L122 55V57H126V59H124L123 60V62L125 61V60H127V61H129L128 63L129 64H131L133 67H140L141 65H146V66H148V67H153L154 65H157V64H159V63H161V65H162V63H163V60L162 59H165L163 56H156V57H152L151 59L149 58L154 52H152V49L153 48H151V49H149V48H146V49H140V47L139 48ZM26 48V47H25ZM143 48H145V45H144V47ZM156 48V47H155ZM154 48V49H155ZM12 49V48H11ZM15 49V48H14ZM50 49V50H51ZM153 49V50H154ZM56 50V49H55ZM96 51V52H95ZM76 52V51H75ZM95 52V53H94ZM97 52V53H98ZM51 53V52H50ZM79 53V52H78ZM80 53H82L81 51H80ZM95 54V55H93V56H96L97 58H98V56L97 55H99V53L98 54ZM104 53V54H105ZM76 54V53H75ZM83 54L85 55V52H83ZM82 54V55H83ZM39 55V54H38ZM43 55H44V53H43ZM83 55V56H84ZM87 55H89L88 53L86 54V56ZM107 55H109V56H107ZM120 55V56H119ZM37 56V55H36ZM56 55H54V57H55ZM92 56V57H93ZM116 56H118V57H116ZM89 57H91V55L89 56ZM100 57V56H99ZM122 57L120 58V60H122ZM27 58V57H26ZM36 58H39V57H36ZM51 58H53V57H51ZM101 58V57H100ZM150 59L149 61V63L147 64V62H145L144 63V61H146L145 59ZM28 59V58H27ZM40 59V58H39ZM50 59V58H49ZM49 59L47 60V63H50V61H49ZM90 59V58H89ZM52 60V59H51ZM91 60V62H90V64L93 66V67H96V66H94L93 65V63H92V59H90ZM89 60V61H90ZM98 60V61H97ZM1 61V60H0ZM70 61V60H69ZM118 61H119V59H118ZM127 61H125V62H127ZM40 62H42V61H40ZM120 62V61H119ZM118 62V63H119ZM122 62V61H121ZM120 62V63H121ZM211 62H212V64H214L215 63V60L214 59H211ZM4 63H5V61H4ZM7 63H10L9 62V60H8V62ZM7 63H5L6 64V66H7ZM13 62L11 61V66L12 65H14V63L12 64ZM29 63H32V62H29ZM84 63H86V62H84ZM89 63V62H88ZM100 63V64H99ZM118 63H117V66H118ZM119 63V64H120ZM142 63H144V64H142ZM1 64H3L2 62H1ZM4 64V65H5ZM21 63H19V65H20ZM68 64V63H67ZM124 63H122V65H123ZM126 64V63H125ZM18 65V64H17ZM23 64H21V67H23L22 66ZM85 65H87V63L85 64ZM100 65V66H99ZM121 65V66H122ZM140 65V66H139ZM152 65V66H151ZM5 66V67H6ZM9 66V65H8ZM11 66H10V68H11ZM64 66H66V65H64ZM92 66H90L89 67V64L86 66V67H88V68H91ZM125 66V65H124ZM213 66V65H212ZM15 67V66H14ZM81 67V69H82V66H80ZM147 67V68H148ZM7 68H9V67H7ZM34 68V67H33ZM66 68H67V66H66ZM88 68H87V71H89L88 70ZM11 69H13V66H12V68ZM84 69V68H83ZM93 69V68H92ZM136 69V68H135ZM213 69V71H215V70H217V67L216 68H212ZM119 70V69H118ZM15 71H16V69H15ZM78 71H79V69L76 71L77 72V77L78 76H81V78H75V80H78V79H82V77L84 78V76H82V73H81V75H80V72L78 73ZM81 71V70H80ZM85 71H86V69H85ZM83 72V71H82ZM118 72V73H117ZM35 73V75H37ZM84 73V72H83ZM79 74V75H78ZM29 75V76H30ZM39 76H37L38 78H39ZM24 77V78H23ZM31 77V76H30ZM29 77V78H30ZM32 77H34V76H32ZM36 77V76H35ZM22 78V79H21ZM115 78V77H114ZM31 79H33V78H31ZM79 80V81H80ZM116 80V79H115ZM12 81H16L15 79H12ZM11 81V82H12ZM32 81H34V80H32ZM121 81V80H120ZM71 81H69V84H72V83H70ZM77 84H76V83ZM63 83V82H62ZM76 84V85H75ZM78 84H80V85H78ZM63 85V84H62ZM78 85V86H77ZM61 87H63V88H61ZM32 88V87H31ZM157 89H159V90H161V87L160 88H156V89H154V90H152V91H150L148 94L149 95H146V101L149 99H151L152 100V96H155V95H159V93H158V91H157ZM39 90V89H38ZM105 90V91H104ZM27 91H29V90H27ZM41 91H43L44 92V89L43 90H40V102H42V100L41 99H43V97H44V95H41V94H43V92L41 93ZM67 91V92H66ZM103 91V92H102ZM109 91V90H108ZM98 92V93H97ZM102 94H101V93ZM157 92V94H155ZM160 92V91H159ZM37 93H38V91H37ZM44 93H46V92H44ZM66 93V94H65ZM108 93V92H107ZM61 94V96H65V95H67L65 98H67V97H69V100H68V98L66 99V100H64L62 97V99H60V98H58V96ZM96 94L98 95V97L96 96ZM31 95L32 94H30V97H31ZM34 95V94H33ZM32 95V97H34V96H36V94L33 96ZM41 96H43V97H41ZM104 96V95H103ZM142 96V95H141ZM96 97H97V99H96ZM143 97V96H142ZM144 97H145V95H144ZM143 97V98H144ZM156 97V96H155ZM164 98H165V96H164ZM167 98H168V96H167ZM44 99H45V97H44ZM44 99H43V101H44ZM155 99V98H154ZM144 99L142 100L141 99V101H142V105H143V103H144V101H145ZM164 100H166V99H164ZM163 100V101H164ZM168 100V99H167ZM169 100H170V98H169ZM168 100V101H169ZM155 101V100H154ZM156 101H158V100H156ZM102 102V103H101ZM132 102V101H131ZM45 103V102H44ZM101 103V104H100ZM151 103L153 104V102L151 101ZM157 103V102H156ZM173 103V102H172ZM22 104H24V103H22ZM99 104V105H98ZM104 104V103H103ZM154 104H155V102H154ZM153 104V105H154ZM157 104H160V103H157ZM163 104V103H162ZM176 104V103H175ZM16 106H17V104H15ZM14 104H13V106L12 105H10V108L7 110V113H6V111H5V113H2V115H3V117L5 118L4 120L6 121V123H7V121L9 122V123H7V124H9V125H7V124H5L6 126H9L8 127V129L10 130L11 128H10V126L12 127V129H13V125H14V121L17 119V117H16V115H17V111H20V110H16V106H15ZM38 105H42V107H38ZM178 105V104H177ZM33 106L35 107V108H33ZM104 106V105H103ZM103 106H101V108H103ZM139 106V105H138ZM162 106V105H161ZM31 107V108H30ZM39 109H38V108ZM135 107H137V105L135 106ZM143 107H146V105L144 106L143 105ZM18 109H20L19 108V106L17 107ZM22 108V107H21ZM24 108V107H23ZM33 108V109H32ZM157 108H158V106H157ZM34 109H37L36 110V112H35V110ZM141 108H137V110H140ZM145 109H147V108H145ZM153 109V108H152ZM155 109V108H154ZM160 109V108H159ZM15 110H16V112H15ZM144 110V109H143ZM143 110H141L140 112H139V114L142 112L143 113ZM149 110V109H148ZM24 111H23V113H24ZM159 111V110H158ZM15 112V113H14ZM21 113H22V109H21V111H20ZM102 112V111H101ZM117 113H119L118 111H116ZM135 113L137 112L136 110L134 111ZM22 113V114H23ZM114 113H115V111H114ZM116 113V114H117ZM149 113V112H148ZM147 113V114H148ZM157 113V112H156ZM4 114L5 115H7L6 117H7V119H6V117L4 116ZM14 114H16L15 116H14ZM19 114V113H18ZM25 114V115H26ZM38 114V115H37ZM44 114V115H43ZM131 115H126V116H128L129 118H128V120H130V119H132V116L134 117L135 115H133L132 113H130ZM136 114H138V113H136ZM139 114L138 115H136V116H138L139 117ZM155 114V113H154ZM21 115V114H20ZM20 115H19V117H20ZM24 115V114H23ZM22 115V116H23ZM33 115V116H32ZM42 115H43V117H42ZM64 115V116H63ZM66 115V116H65ZM108 115H110V116H108ZM114 115V114H113ZM118 115V114H117ZM120 115H122V114H120ZM120 115H118V116H120ZM145 116V120L148 118H146V113L144 114ZM21 116V117H22ZM116 116V115H115ZM118 116H116L117 118H118ZM123 116H125V115H123ZM121 117V119H125L124 117ZM141 116V115H140ZM15 117V118H14ZM30 117V118H31ZM108 117V118H107ZM114 117V116H113ZM115 117V120L117 119ZM153 117H154V115H153ZM113 120H112V119ZM135 118V117H134ZM20 118H18V120H19ZM22 119H24V118H21L20 119V121H22ZM27 119V118H26ZM118 119H120V117L118 118ZM120 119V120H121ZM127 119V118H126ZM135 119H137V118H135ZM139 119V118H138ZM142 119V118H141ZM141 119H139L138 121L139 122H136V123H140V121H141ZM14 120V121H13ZM31 120V119H30ZM134 120V119H133ZM154 120H155V118H154ZM19 121V122H20ZM29 121V120H28ZM123 121H125V120H123ZM122 121V123H124ZM135 121H137V120H134L133 122L132 121H127L128 123L127 124H131V122H132V124L133 123H135ZM172 121V120H171ZM16 122V121H15ZM18 122V121H17ZM17 122L15 123L16 124V126H17ZM18 122V123H19ZM5 123V122H4ZM32 123V122H31ZM125 123H126V121H125ZM135 123V124H136ZM144 123H145V125H149V123H152V119H149V120H146V121H144ZM11 124V125H10ZM13 124V125H12ZM20 124H22L21 122H20ZM30 124V123H29ZM37 124V123H36ZM141 124V123H140ZM172 124V123H171ZM23 125H25V124H23ZM22 125V126H23ZM28 125V124H27ZM134 125V124H133ZM132 125V127H134ZM138 125V124H137ZM144 125V127H146ZM151 125L152 124H150L149 126V128L148 129H146V131H144L145 133H144V135H141V133L139 132V134H135L136 136L137 135H140L141 137L142 136H148L149 134V132H150V128H151ZM156 125V124H155ZM173 126H174V123L172 124ZM171 125V126H172ZM15 126V125H14ZM15 126V128L14 129H16L17 127L19 128V127H21V126H17L16 127ZM136 127V126H135ZM138 127V126H137ZM136 127V128H137ZM148 127V126H147ZM214 127V126H213ZM219 127V126H218ZM139 128L140 127H138V129H136V132L135 133H138L137 131H139ZM26 129V128H25ZM28 129V128H27ZM30 129V128H29ZM144 128H142L141 130H143ZM17 130V129H16ZM19 130H21V128H19ZM18 130V131H19ZM140 130V131H141ZM22 131V130H21ZM21 131H19L20 132V134H21ZM25 131V130H24ZM109 131V132H108ZM118 130H116V132H117ZM9 132V131H8ZM107 132H108V134H107ZM7 133V132H6ZM10 133H11V131H10ZM25 133V132H24ZM113 133H115V131L113 132ZM112 133V134H113ZM29 134V133H28ZM110 134V135H109ZM1 135V134H0ZM13 135V134H12ZM15 135V134H14ZM24 135V134H23ZM2 136H3V134H2ZM139 136V137H140ZM4 137V136H3ZM2 137V139H4ZM18 137V136H17ZM138 137V138H139ZM6 138H7V136H6ZM5 138V141L6 142H1V144L2 143H4V144H2L0 147H2V148H4V147H7V143H8V147L10 146L9 144L11 143V142H7L8 141V139H6ZM10 138H11V136L9 137V140H10ZM24 138V137H23ZM30 139H32L31 137H29ZM29 138H28V140H29ZM51 138V139H52ZM211 138V137H210ZM209 138V139H210ZM22 139V138H21ZM58 139H61V143H59V141L60 140H58ZM212 139V138H211ZM19 140V139H18ZM33 140V139H32ZM1 141V140H0ZM2 141H4V140H2ZM20 141V140H19ZM215 141V140H214ZM217 141V140H216ZM13 142V141H12ZM17 143H19V142H17ZM22 143V142H21ZM28 143H30V142H28ZM27 143V144H28ZM23 144V143H22ZM24 144H26V143H24ZM36 144V143H35ZM60 145V146H59ZM24 146V145H23ZM29 146V145H28ZM24 147H27V146H24ZM32 147V146H31ZM30 147V148H31ZM34 148H35V146H34ZM1 149V148H0ZM10 148H7V149H5L3 152H6L7 150H9ZM23 149V148H22ZM27 149H29V148H27ZM32 149V148H31ZM31 149H29V151L31 150ZM3 150V149H2ZM12 149H10L9 151H11ZM21 151V150H20ZM20 151H19V153H20ZM0 152H2V151H0ZM16 151H12V153H14V154H19V153H15ZM8 153V152H7ZM22 153V152H21ZM20 153V154H21ZM31 153H34V151H32ZM9 154V153H8ZM30 154V155H29ZM0 155H3L4 156V154H0ZM10 155V154H9ZM12 155L13 154H11V156H8V158L10 157L11 159H12ZM142 155V152H138L137 154H136V158H138V157H140ZM6 156V157H7ZM17 157V156H16ZM18 158V159H17ZM16 158V160H19L20 161V159H19V156ZM106 158H110V156H108V157H106ZM1 160V159H0ZM13 160V162H14V159H12ZM10 163H12L11 161H10ZM17 163H18V161H17ZM230 163V162H229ZM34 168V169H33ZM17 170V171H18ZM155 172H157V171H155ZM26 173V174H25ZM31 173V174H30ZM159 173H160V171H159ZM12 175H13V177H12ZM158 177V176H157ZM99 197V196H98ZM100 197V198H101ZM111 197V196H110ZM101 198V199H102ZM110 199V198H109ZM108 199V200H109ZM95 200V201H94ZM107 200V201H108ZM109 202V201H108ZM124 202V201H123ZM126 202V201H125ZM83 203H85V204H83ZM89 203V204H88ZM107 203V202H106ZM121 203V202H120ZM127 203V202H126ZM13 204H16L17 205V207L18 206H20V207H22V213H21V215L20 216H18V217H16V216H8V210H10V208H11V206L13 205ZM111 204V203H110ZM117 204V203H116ZM115 204V205H116ZM122 204V203H121ZM114 205V206H115ZM123 205H125V204H123ZM118 206V205H117ZM126 206V205H125ZM111 207H113V205H111V206H109V208L108 209H110ZM116 207V206H115ZM119 207H120V205H119ZM127 207V209L129 210V208H128V206H126ZM123 208V209H122ZM120 207V209H122V210H120V213H121V211H124L125 209V207ZM107 209V210H108ZM126 209V211H127V214L129 213L128 212V210ZM30 210V211H29ZM106 210V211H107ZM116 210H119V208L118 207H116ZM115 210V211H116ZM195 210H198V211H196V213H195ZM38 212V213H41V215H44L45 216V219L44 220H42V217L41 216H35L36 215V213H35V215L34 216H32V215H30L31 213H33V212ZM109 211V210H108ZM112 211V210H111ZM113 211H114V209H113ZM125 211V212H126ZM134 211V210H133ZM132 211V214H136L135 212H133ZM30 214H29V213ZM99 212V213H98ZM185 212H188L189 214H190V216H192L194 213H195V217L193 218V221H198V220H200V222H202V220L205 218V215H206V213H204V212H202L201 211V209H199L198 207H194V206H190L189 208H187L186 209V211ZM113 213V212H112ZM124 213V212H123ZM122 213V214H123ZM119 214V213H118ZM126 214V213H125ZM131 214V213H130ZM39 215V214H38ZM108 217H107V216ZM117 215V214H116ZM114 216V217H117V219L119 220V217L121 218V216H119V215H117V216ZM121 215V214H120ZM124 215V214H123ZM122 215V216H123ZM129 215V214H128ZM135 215H133L132 217H134ZM137 216V215H136ZM189 217V216H188ZM110 218H111V215H110ZM136 218H138V216L136 217ZM147 218V217H146ZM145 218V219H146ZM113 219V218H112ZM115 220L117 223H118V220ZM121 220H123L122 218H121ZM121 220H120V223H118V225L119 224H121V223H124V221H122L121 222ZM95 221V223H96V225H97V222H100V223H98V224H101V220L100 221H97L96 222ZM111 221V220H110ZM89 222H91L90 224H88ZM107 222V221H106ZM114 223V219H113V223L114 224H117V223ZM103 223V222H102ZM125 223H126V220H125ZM72 224L74 225V226H72ZM77 224H79L80 226H82V225H84V224H88L87 226L86 225H84V227H86L85 229H84V227H83V231H82V229H81V232H77V228H76V232H74L75 230H74V227L77 225ZM82 224V225H81ZM3 225H4V227H3ZM18 225V226H17ZM20 225V226H19ZM77 226V227H80V226ZM102 225V224H101ZM100 225V226H101ZM112 225V224H111ZM110 225V226H111ZM118 225H114L115 227H113V229L112 230H114V228H115V230L117 231V230H121V227H123L124 226V224H123V226H121L120 225V227L118 226ZM132 225V224H131ZM131 225H129V226H131ZM197 225V224H196ZM14 226H12L13 227V229L15 230H17V228L16 227H14ZM103 227V226H102ZM117 227L118 228H120V229H117ZM128 226L126 225V228H123V229H125V231H127V232H131V234L133 233V231H134V229L132 230L130 227H129V230H131V231H128L127 228ZM27 228V227H26ZM29 228H32V227H29ZM104 228V227H103ZM28 229V228H27ZM27 229H20V231L22 232L23 230L25 231H27ZM108 229V228H107ZM12 228H10V232L8 231V233H7V231H6V235H9V233H12ZM137 230H138V228H137ZM141 230V229H140ZM23 231V233L22 234H24V233H27V232H24ZM80 231V230H79ZM102 231V232H101ZM108 231H109V233H110V231H111V228H110V230L108 229ZM122 231V230H121ZM2 232L3 231H1V233H0V237L1 236H3V235H1L2 234ZM21 232H18L19 233V235H20V233ZM113 233L115 232V231H112ZM123 232H124V230L122 231V232H119V233H122L123 234ZM141 232H143L142 230L141 231H136V232H134V235L132 234V236L134 237L135 236V239H138V237H140L141 236ZM13 233H15V231L13 232ZM17 233V232H16ZM3 234L5 235V232H3ZM28 235H30V234H32V233H27ZM115 234H118V233H116L115 232ZM114 234V235H115ZM126 234V233H125ZM127 234H129V233H127ZM131 234H129L130 235V238L129 239H131L132 240V238H131ZM17 235V234H16ZM27 235V236H28ZM34 235H33V237H34ZM108 235H111L112 236V234H108ZM124 235V234H123ZM11 236H12V234H11ZM11 236H9V237H11ZM14 236V235H13ZM25 236V235H24ZM27 236L25 237V238H27ZM104 236V235H103ZM111 236H109L110 238H111ZM118 236H120V237H122V235H120V234H118ZM118 236H116V237H118ZM128 236V235H127ZM6 236H4L3 238H5ZM15 238H16V236H14ZM23 237V236H22ZM106 237H107V235H106ZM129 237V236H128ZM127 237V238H128ZM3 238L0 240L1 241V243H7V242H11L10 240H11V238H8V236H7V238L8 239H10V240H8L7 238H5L4 240H8L7 242H5L4 240H3ZM13 238V237H12ZM14 238V239H15ZM25 238H23L24 240H26ZM109 238V242H111V239ZM113 238V237H112ZM123 238V237H122ZM122 238L120 239V240H122ZM126 238V237H125ZM13 239V240H14ZM17 239H19L18 237H17ZM27 239V240H28ZM103 239H104V237H103ZM105 239H107V241H108V237L107 238H105ZM12 240V241H13ZM20 240V239H19ZM19 240H18V242L16 241V243H19ZM114 240H118V242L120 243V241H119V238H116L115 239V237H114ZM125 239H123V241H124ZM3 241V242H2ZM39 241V242H38ZM128 241H130V240H128ZM14 242V241H13ZM112 242H113V239H112ZM163 242V241H162ZM162 242H159V243H162ZM12 243V242H11ZM22 243H23V241H22ZM21 242H20V244H22ZM37 243L39 244V243H41V244H39V245H37ZM71 243L69 244V245H71ZM108 243V242H107ZM117 243V242H116ZM122 244L124 243V242H121ZM126 243V242H125ZM133 243V242H132ZM158 243V244H159ZM25 244H26V241H25ZM64 244H66V250L62 247V246H64ZM113 244H115V242L114 243H112V244H110V245H113ZM127 244V243H126ZM22 245H24V244H22ZM33 245H37V246H33ZM119 245V244H118ZM121 245V244H120ZM138 245V244H137ZM26 246V245H25ZM58 246H59V248H61V250H65V251H61V250H59L58 249ZM73 246V245H72ZM74 246H75V244H74ZM100 246H101V248H100ZM114 246V245H113ZM116 246V245H115ZM129 246V245H128ZM24 247V246H23ZM108 247H110L109 245H108ZM130 247V246H129ZM69 249V250H68ZM94 249V250H93ZM135 249V248H134ZM33 250V249H32ZM102 250H103V248H102ZM115 250V249H114ZM113 250V251H114ZM77 251V252H76ZM104 251H105V249H104ZM134 251V250H133ZM59 252V253H60ZM116 253H117V250L115 251ZM61 255V254H60ZM100 255V256H99ZM118 255V254H117ZM47 256H45V258H48ZM58 256V255H57ZM119 257H120V255H118ZM53 257V259H55ZM59 257L60 256H58V258H56L57 260H59ZM65 258V260H66V256L64 257ZM78 258V259H79ZM83 258V259H82ZM92 258V260H94ZM55 259V260H56ZM41 260V259H40ZM44 260V259H43ZM43 260H41V261H43ZM47 260V259H46ZM48 260H49V258H48ZM56 260V261H57ZM64 260V259H63ZM62 260V261H63ZM69 261V264H70V262L71 263H73L74 261ZM91 259H90V261H87V260H85L84 262L87 264V262H89L90 264L93 262ZM32 261V260H31ZM51 261V260H50ZM75 261H77L78 263H79V261L78 260H75ZM92 261V262H91ZM111 261V260H110ZM113 261V260H112ZM118 261V260H117ZM33 262V261H32ZM57 262H60V263H58V264H61V259H60V261H57ZM76 262V263H77ZM84 262H81V263H84ZM107 262H109V261H107ZM115 262V261H114ZM33 263H36L35 261L33 262ZM43 263V262H42ZM45 263V262H44ZM47 263H49V264H51V262H49V261H47ZM67 263V262H66ZM65 263V264H66ZM76 263H74V264H76ZM81 263H79V264H81ZM53 264V263H52ZM57 264V263H56ZM68 264V263H67ZM110 264H111V262H110ZM114 264V263H113ZM121 264V263H120Z\"/></svg>",
    "mask_w": 264,
    "mask_h": 264
}]
</instances>
